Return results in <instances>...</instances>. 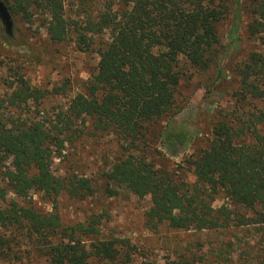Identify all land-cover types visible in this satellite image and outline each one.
Segmentation results:
<instances>
[{
    "label": "trees",
    "instance_id": "trees-1",
    "mask_svg": "<svg viewBox=\"0 0 264 264\" xmlns=\"http://www.w3.org/2000/svg\"><path fill=\"white\" fill-rule=\"evenodd\" d=\"M3 1L11 17L29 22L42 14L51 42L72 33L78 50L95 49L97 64L84 91L76 92L54 118L21 120L9 112L37 109L45 98L46 91L23 75H14L0 99V109L6 108L0 114V264L131 262L130 241L105 236L99 214L65 223L57 210L62 193L84 200L98 189L93 177L52 170L54 155L88 132L115 137L120 153L100 174L104 191L114 196L125 188L140 198L148 195V229L165 226L207 236L235 227H263L264 0H72L73 16L67 15L64 0ZM244 10L251 17L247 31L261 47L233 68L236 88L230 104L215 112L207 146L184 159L193 180L175 179L141 151L147 133L163 122L160 143L170 152L191 141V134L173 119L183 108L181 57L196 71L214 68L217 78L222 77L223 59L240 39ZM230 13L228 43L222 44L218 25ZM4 35L6 44L11 43V33L4 30ZM102 35L105 40H96ZM32 190L51 204L50 211L26 201ZM218 195L228 202L214 206ZM216 239L199 247L208 246L210 264H223L231 258L232 244ZM196 262L209 261L199 257ZM235 262L247 264V259L230 264Z\"/></svg>",
    "mask_w": 264,
    "mask_h": 264
},
{
    "label": "rangeland",
    "instance_id": "rangeland-1",
    "mask_svg": "<svg viewBox=\"0 0 264 264\" xmlns=\"http://www.w3.org/2000/svg\"><path fill=\"white\" fill-rule=\"evenodd\" d=\"M64 2L67 15L73 16L72 0ZM42 19L43 15L40 13L34 14L29 22L19 16H12V37L9 44H6L7 39L0 21V99L5 98L9 91L8 84L15 74L23 75L31 85L46 91L45 98L37 109L34 106L30 110L25 106L22 109L10 108L9 112L21 120L54 118L58 111L68 106L76 92L84 91V84L97 64L95 49L78 50L71 37L72 33L62 42H51L41 25ZM250 19L244 10L238 33L240 39L238 45L223 59L222 77L217 78L214 68L205 72L196 71L181 57L179 69L182 74L178 90L179 98L183 97V108L173 119L191 134V141L176 151H168L160 143V132L164 125L160 122L151 127L147 133V142L141 150L156 167L166 170L175 179L193 180L184 159L207 146L214 114L230 104L231 93L236 88L233 68L249 51L261 47L247 31L246 24ZM231 23L230 13L218 25L222 44L228 43ZM102 39L105 40L106 35L96 36V40ZM2 113L6 114L5 107L0 109V114ZM119 153L118 142L112 134L88 132L74 143H66L61 153L54 155L52 170L55 174H63L65 171L84 174L95 178L98 188L84 200L71 199L62 193L58 197L57 210L63 222L83 220L90 213L99 214L101 231L105 236L130 241L133 253L128 264H198L196 260L199 257H205L209 261L207 264H210L211 258L207 257L208 246L204 244L199 247V244L209 238L232 244L228 254L231 258L223 264L234 261L238 263L241 257H246L247 264L264 260V225L262 228L260 225L235 227L228 231L209 233L207 236L194 230H173L165 226L156 231L148 229L145 225L148 195L140 198L125 188L119 189L114 196H109L104 191L105 182L100 174ZM8 196L14 197L13 194ZM27 200L43 211L52 209L51 204L38 191H30ZM227 202L222 195H218L214 206Z\"/></svg>",
    "mask_w": 264,
    "mask_h": 264
},
{
    "label": "water",
    "instance_id": "water-1",
    "mask_svg": "<svg viewBox=\"0 0 264 264\" xmlns=\"http://www.w3.org/2000/svg\"><path fill=\"white\" fill-rule=\"evenodd\" d=\"M0 21L2 23L4 30L7 33H10L13 24L12 17L7 4L3 0H0Z\"/></svg>",
    "mask_w": 264,
    "mask_h": 264
}]
</instances>
